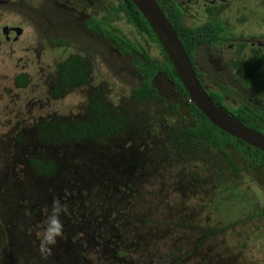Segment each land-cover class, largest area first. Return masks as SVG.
Instances as JSON below:
<instances>
[{
  "label": "trees",
  "instance_id": "trees-1",
  "mask_svg": "<svg viewBox=\"0 0 264 264\" xmlns=\"http://www.w3.org/2000/svg\"><path fill=\"white\" fill-rule=\"evenodd\" d=\"M158 4L172 21V26L189 59L193 57L195 47L200 42L215 40L214 35L205 32L210 27L202 29L204 32L185 27L174 0H158ZM120 7L129 21L144 30L157 46L162 48L164 57L161 61L155 62L151 69L149 64L139 69L140 74H144L145 78L139 87L131 89L126 101L131 105L135 102L137 104L150 102L152 106L162 110L163 115L161 112L156 115L160 129H167L171 121L175 123L165 133V142L162 138L157 139V136L163 135L160 133L150 136L151 139L148 140L146 136L140 137V142L133 143L131 128L133 119L129 116L132 111L124 109L123 104L116 106L109 102L100 86H96L93 91L90 90L84 111L77 118L51 115L38 117L33 126L19 124L13 138L14 144H9L13 147L11 158L15 159V163H12L15 167L18 163L23 164L25 169L31 171L32 177L39 181L40 192L43 195L47 194L43 196L44 200L41 198L38 203L43 204V208H48L46 213L50 211L54 200H59L66 206L65 215H61L65 222L66 239L58 241L53 248V255L47 259L43 258L42 264H89L86 260H91L89 258L92 256L95 260L99 258L103 264H186L187 257L193 251L181 254V249H177L176 246V248L170 247L168 251L165 248L160 253L151 251L145 256V260L136 258L138 252L134 247L137 240L145 234L140 231L138 222L122 235L125 228L122 226H128V223L135 221L134 214L138 210L135 209L137 205L135 188L140 184V176H137L139 165L142 166L147 158L150 160L149 157L154 152L156 160L152 162L154 165L152 170L160 172L159 166L163 163L175 166L172 159L179 160L178 158L182 157L187 159L189 155L193 158L198 157L200 149L210 146L223 158L226 168L232 175L246 172L244 177H241L242 180L245 176H249L247 171H255L264 161L263 152L218 129L192 103L171 101L152 85L151 76L160 71L176 85L181 94L186 95L163 46L160 45L145 19L129 0H122ZM113 39L119 40L115 35ZM130 45L129 42H125L123 51H127ZM138 51L141 53V50ZM145 59L151 62L150 58L145 57ZM89 68L91 69V66L89 67L79 56H73L61 63L59 66L61 87H77L91 83L87 75ZM16 83L23 86L26 77L18 75ZM210 97L236 120L264 133V122L248 114L249 110L244 105L231 110L221 104V100L215 94H211ZM254 113L260 116L259 111ZM141 117L143 120L140 122V132L144 134L149 129L147 126L153 124V120L142 114ZM261 118L264 119V114H261ZM29 129H33L32 136L28 135ZM229 145L233 151L229 149ZM16 148L18 152L15 151ZM63 154L69 155L71 160L68 159V162L63 163L59 158ZM121 156L129 157L128 164L133 170L132 168L127 170L128 173L126 169L121 171L123 165L120 161ZM225 173L221 170L220 185L222 186L217 192L219 195L222 190L221 201L224 203L228 198L227 201H235V198H230L223 192V190L230 192L234 190L233 186L227 187ZM15 180H17L15 168L8 170V166L4 167L0 172L2 191L13 190ZM234 191L231 193L234 194ZM98 197L101 198L100 203L93 204ZM131 197L135 199L132 200ZM145 197L148 199L147 196ZM27 202L26 199L19 210L21 212L27 209L28 212L24 215L26 221L23 224L17 223L16 227H10L8 223H1L0 220V246L2 245L4 250L5 259H10L12 262L14 259L12 256L17 255L16 250L19 247L17 248L16 244L19 243L20 236L23 239L20 246L22 248L26 241L39 244V237L34 234L37 229L33 230L32 227H38L34 221L38 222L37 217L40 216L41 211L39 206L26 204ZM28 205L29 207H25ZM10 209L12 210L8 207V214ZM110 209H113L112 214L107 212ZM3 210L6 213L4 207ZM116 213H121V216ZM44 226L43 224V228ZM116 228L118 233L115 231ZM16 258L20 257L16 256Z\"/></svg>",
  "mask_w": 264,
  "mask_h": 264
},
{
  "label": "rangeland",
  "instance_id": "rangeland-1",
  "mask_svg": "<svg viewBox=\"0 0 264 264\" xmlns=\"http://www.w3.org/2000/svg\"><path fill=\"white\" fill-rule=\"evenodd\" d=\"M103 3L104 6H99L97 5L98 3L94 4L95 9L101 13L109 7H113L111 6V0H106ZM257 14L264 16V8H259ZM125 19L126 17L123 12H119L116 21L112 20V22L119 26L121 25V27L131 26L126 23ZM1 21L11 22L15 21V19L7 17ZM27 33L33 37L32 39L37 34L31 28L27 29ZM137 38L140 42H143L141 35H138ZM19 43L13 46L14 53H10L9 47L0 48V172L7 166L8 170L15 168L17 172V180L14 181L13 190L2 191L0 188V220L1 223H8L10 227H16L17 223L23 224L26 221L24 220V215L28 212H26L27 209L21 212L19 210L21 204L24 205V201L27 199L28 202L26 204L39 206L41 211L40 216L37 217L38 222L34 221V224L38 227H32L33 230L37 229L34 234L39 237V234L43 231L44 222L42 221L47 218L46 211L48 208H43V204L41 203L42 205H40L38 201L41 198L43 199V196H46L47 193L43 195L40 192L41 190L38 186L40 183L32 177L33 175L29 169H25L23 164L19 163L15 167L12 163H15V159L12 160L11 158L13 147H10L9 144H14L13 138L19 124L22 122L24 125L33 126L36 118L46 113H50L53 116L67 115L77 118L83 113L84 104L87 103L88 96L86 92L96 84L97 86L98 84L102 86L101 91L105 93L109 102L117 106L120 105L122 100L124 109L132 111V114H129L131 119H133L131 124H136L131 125L133 134L141 131V126H139L143 120L141 114L154 118L157 112H161L163 115V111L158 110L151 104H129L126 101V97L132 89L131 83L133 81L127 73V76L125 74H118L117 66L111 64L113 62L111 60L103 62L102 60L98 61V59H95V62L92 61L96 69L91 75L94 82L76 87L74 93L69 96L66 95L63 99L61 98L55 102H49L45 99L46 91L44 85L41 83L28 85V87H24L21 90L17 83H15V76L20 72L31 71L36 73L38 68L35 65L32 66L33 63H30L24 69L22 67L23 60L18 62V57H23L24 60H27L28 57L33 59V55L29 56L21 53L20 50L23 44L22 41ZM144 45L148 46L146 47L148 48V52L150 51L156 58L159 57V48L152 44L144 43ZM51 57L48 55L41 56V61L43 68L53 71L52 68L46 67L47 65L49 67L53 66L52 60H49V58L52 59ZM134 58H137L134 54L127 56L126 66L129 70L132 69L131 64L135 62ZM97 75L101 76L104 81L103 83L100 80L98 81L95 77ZM158 79L164 82L160 76H158ZM219 84L221 83H216V85ZM169 87L164 88L168 90ZM225 90L230 92L229 88ZM168 98L171 101L178 102L185 100L183 97H177V94H172ZM40 99H43L41 100L43 105H29L31 101H38ZM235 99L237 102L244 101L241 97ZM232 100L229 99L228 102H232ZM174 123L175 121H171V124L167 126L168 128L162 131L156 127L149 128L144 134L153 136L163 133L162 136H157V139L161 140L162 138V141L165 142V133L168 132L167 130ZM27 132L28 135H33V129H29ZM144 143L146 144V142ZM228 147L233 151L230 145ZM17 149H15L16 152H18ZM200 150L198 157L195 156L193 158L189 155L187 159L185 157L178 158L179 160L172 159L176 167L163 163L159 166L160 172L152 170L154 167L152 162L156 160L155 153L153 152L150 155L149 160L147 158L148 153L146 152L147 161L142 166L139 165V172L137 170L139 174L137 176H140V184L135 188L137 197L135 209H138L134 214L135 221L128 223V226H122L123 228L125 227L122 235L131 229L135 222L139 223L140 231L145 233L142 235V239L137 240L134 247L138 252L136 258L139 260H145V256L148 253L150 254L151 251L155 250L157 253H160L165 248L168 251L170 247H177V249H181V254L193 251L187 257L186 264H264V193L263 191L262 193L259 192L260 185L264 181V161L261 162V168L259 165L260 170L258 168L259 171L257 170L258 172L254 176L257 178L256 181H258L257 186L253 185L249 176H245L244 179L240 180L246 172L232 175L228 168H226L223 158L210 146H205ZM59 158L63 163L68 162V159L71 160L69 155L66 154H63ZM120 161L123 162L121 171L126 169V173H128L127 170L129 171L131 168L133 170V167L128 164L129 157L121 156ZM221 170L226 172L227 187L233 186L234 190L235 187L237 189L231 191H234V194L229 190H223V192L226 196L235 198V201H227L229 198L225 203L221 201L223 199L222 190L217 195L219 187L222 186L220 185ZM132 198L135 199L134 197ZM100 199V197L96 198L93 204H99ZM3 207L6 209V213H4ZM8 207L12 208L9 214L7 213ZM25 207H29V205ZM113 209L107 210V212L112 214ZM259 212H261L260 215ZM116 214L121 216V213ZM62 215L64 216L65 214L63 213ZM61 220L64 224V219L61 218ZM99 226L102 225L99 224ZM121 228H119V231ZM115 231L118 233L117 228ZM22 242L23 239L20 236V241L16 244V247H19L16 250V256L20 258H16L15 255L12 256L16 262H14V259L13 262L10 259H5L4 250L1 245L0 264H40L44 261L39 254L38 243L26 241L22 248L20 247L22 246ZM119 249L126 248L119 247ZM89 259L91 260H86L89 264H103L99 258L95 260L92 256Z\"/></svg>",
  "mask_w": 264,
  "mask_h": 264
},
{
  "label": "flooded vegetation",
  "instance_id": "flooded-vegetation-1",
  "mask_svg": "<svg viewBox=\"0 0 264 264\" xmlns=\"http://www.w3.org/2000/svg\"><path fill=\"white\" fill-rule=\"evenodd\" d=\"M121 1L111 0L113 7H109L101 13L95 9L94 4L98 3L97 5L104 6L103 2L106 0H0V20L7 17L15 19L11 22H0V48L9 47L10 53H14L13 46L22 41L21 53L33 55V59L28 57L27 60H24L23 57H18V62L23 60L22 67L24 69L30 63L38 68L36 73L20 72L15 76V83L18 75L26 77V83L23 86L17 84L19 88L22 90L28 85L41 83L45 87V99L49 102H55L63 99L66 95H71L76 87H61L59 66L73 56L83 58L85 63L89 67L91 66V69L89 68L87 71L91 82H94L91 75L96 70L93 66L94 60L98 59L103 62L111 60L113 61L111 64L117 66L118 74L130 76L133 81L132 88L139 87L145 78L144 74H140L139 69L148 64L151 69L155 62L161 61L164 57L162 48L157 46L144 30L129 21L126 14L123 13L126 23L133 27H121V25L112 22V20L116 21L119 12H123L120 7ZM156 2L158 3V0ZM174 2L179 9L185 27L190 30H202L210 27L205 32L215 36L214 41L200 42L195 47L193 57L189 59L187 56L196 77L207 94L209 96L215 94L221 100V104L231 110L244 105L249 110L248 114L258 117L257 120L264 122V119L261 118V114H264V16L257 14L259 8H264V0H174ZM106 12L109 13V17ZM166 17L168 18L167 15ZM168 20L172 25L170 18ZM29 28L37 33L34 39L27 33ZM114 35L119 38L118 41L113 39ZM138 35H141L144 43L159 48L158 58L153 56L150 51L148 52V48H146L148 46L139 41ZM125 42L131 44L127 51H123ZM138 50H141V53ZM130 54L137 56L134 58L135 62L131 64V70L126 66L127 56ZM47 55L52 56V59L49 58V60H52L53 66L47 65L46 67L52 68L53 71L42 66L41 56ZM145 57L150 58L151 62L147 61ZM92 61L94 62L92 63ZM158 76L166 83L159 81ZM95 77L101 83L104 82L100 75ZM150 82L166 97L177 94V97L185 99L183 100L185 104L190 103L186 97L187 94H181L176 85L160 71L151 76ZM216 83L221 84L216 85ZM96 86L97 84L92 86L86 95L89 96L90 90L93 91ZM167 86L172 87H169L170 91L164 88ZM228 88L230 92L225 90ZM238 97L243 98L244 101H235V98ZM229 99H233L232 102H228ZM41 100L43 99L33 100L29 105L39 104L41 106L43 105ZM132 104L136 105L137 103ZM142 104H150V102H142ZM120 106H122V100ZM256 111H259L260 116L254 113ZM157 113L154 118L151 117L152 120H158ZM43 116H51V114L46 113ZM157 122L153 121V124L148 125L147 128L152 129L156 125L157 129L164 130L160 129ZM145 136L150 138L148 134L144 135L142 132L133 134L135 141L133 143L140 142V137L144 138ZM257 170L247 171V173L253 185L258 186L257 178L254 177L259 171ZM262 191L264 193V181L259 188V192L262 193Z\"/></svg>",
  "mask_w": 264,
  "mask_h": 264
},
{
  "label": "water",
  "instance_id": "water-1",
  "mask_svg": "<svg viewBox=\"0 0 264 264\" xmlns=\"http://www.w3.org/2000/svg\"><path fill=\"white\" fill-rule=\"evenodd\" d=\"M143 16L165 49L187 97L221 131L264 153V134L236 120L214 103L195 75L193 66L156 0H129Z\"/></svg>",
  "mask_w": 264,
  "mask_h": 264
},
{
  "label": "clouds",
  "instance_id": "clouds-1",
  "mask_svg": "<svg viewBox=\"0 0 264 264\" xmlns=\"http://www.w3.org/2000/svg\"><path fill=\"white\" fill-rule=\"evenodd\" d=\"M66 206L59 200H54L47 218L44 221L43 231L39 234L38 251L42 258L47 259L53 255V248L61 239H66L64 233V224L61 215L64 213Z\"/></svg>",
  "mask_w": 264,
  "mask_h": 264
}]
</instances>
